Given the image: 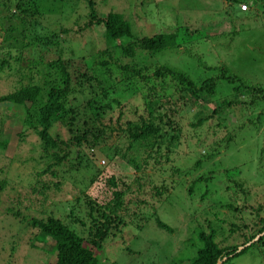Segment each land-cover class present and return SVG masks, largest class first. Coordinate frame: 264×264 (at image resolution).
<instances>
[{
  "label": "trees",
  "instance_id": "trees-1",
  "mask_svg": "<svg viewBox=\"0 0 264 264\" xmlns=\"http://www.w3.org/2000/svg\"><path fill=\"white\" fill-rule=\"evenodd\" d=\"M42 1L0 0V7L6 12L2 17L5 23L14 20L19 24L16 30L10 27L3 28L2 25L0 27L1 42L5 38L9 40L8 46L4 49L0 47V74L5 70L15 73L18 84L12 93L0 97V102L21 109L23 130H31L40 141L42 153L51 158V162L41 171L31 172L33 179L29 176L31 180L28 183H33L30 186L31 192L36 190L35 194L42 201L49 198L48 190L40 177L45 174H49L52 178L56 177L55 169L62 166L67 157L65 153L60 155L58 151L61 152V149L68 147L70 143L76 148L85 146L86 150L90 151L101 147L108 148L109 159L114 156L119 157L133 172V176L126 180L110 176L105 184L111 190V199L97 206L91 201L83 203L84 215L75 216L73 208H70L68 214L63 215V218H69L66 223L54 217L53 212H49L44 218H28L25 223L36 229L39 236L36 239L37 242L49 246L42 251L47 255L54 253L53 264H99L95 252L101 251L103 242L120 232V227L128 226L118 215L119 209L123 208L124 193L128 192L137 209L134 211V218H141L143 223L149 219V216L142 212V207H146L148 203L145 200L147 196L154 203H162L181 188L198 203L209 204L204 199L207 198L210 201L212 195L209 189L210 183L215 178L214 173L218 171L217 164L220 159L232 149L234 135L242 133L249 127L258 131L261 126H263L262 134H264V90L259 86L242 82L235 75L228 73L225 68H218V74L212 78L193 82L181 72L155 63L141 69L135 63L117 64L111 59L109 53L113 43H119L120 47L122 44L120 42L128 40L126 45L119 49L124 58L133 59L136 51L146 53L148 58H152L163 51H173L179 47L177 41L180 30L175 29L164 34L134 39L130 25L121 14L109 12L103 17H97L91 0H84L88 9V22L84 29L97 27L102 31L103 48L98 50L100 59L92 63L99 69L100 74H97L92 64H88L86 59H82L77 71L69 73L65 62L59 56L49 61L40 56L43 64L40 63L44 67L43 73L41 72V75L35 73L39 77L34 79L32 70L35 66L32 63L28 61L26 69L20 67L24 60L30 59L29 52L32 46L37 44L40 46V55L50 53L49 47L57 46L58 35L65 33V30H60L57 35L52 33L46 36L35 32L39 24L37 19L43 16L39 8ZM52 1L63 4L67 0ZM223 1L248 6H254L256 3V0ZM238 7L236 9L244 14L245 12L240 11ZM11 8L13 11L10 10ZM13 32L18 40L20 38L19 41L11 35ZM183 32L187 35V30H182V35ZM29 37L31 39L25 42V39ZM26 52H28L27 58L24 59L22 55ZM114 71L120 74L118 78L114 76ZM99 75L105 76L108 83L100 79ZM219 80L224 81L229 87L228 96L218 98L220 94L217 91V81ZM70 94L81 97L80 108L71 109L66 105ZM214 100L218 102L216 105L217 108L220 107L219 112L214 108L210 114L203 116L201 113V117L198 115L194 122L187 121L185 115L189 113V110L202 112V109H209ZM169 105L170 107L165 108ZM227 113L234 116L236 120L230 121ZM183 121L188 123L182 125ZM226 122L228 129L223 131ZM55 124L61 125L68 133L69 138L66 142L58 140L57 135L51 136L50 132ZM202 125L207 138L211 139L217 131L223 132L224 135L208 142L203 137L202 139L194 138L192 131H189L182 138L183 131L197 130ZM228 131L232 137L227 135ZM262 134L258 136V141L262 143L263 148L260 150L257 148L255 151L259 155L257 168H262L261 172L264 171V135ZM22 135L23 131H20L19 138ZM5 145V141L0 142V149H3ZM80 151L76 149L75 152L77 167L86 169L88 166L81 165L84 160L80 162L82 158ZM189 151L191 165L185 166L184 160ZM233 152L238 153L236 149ZM92 156L93 154L90 155ZM182 163L185 164L182 165ZM222 169L225 170L226 178L222 193L226 198L222 196L223 199L213 205L218 206L225 201V206L222 207L236 211L231 200L233 197L229 199V196L238 197L239 193H233L234 190L239 192L244 190V184L235 181L234 178L240 170H231L227 167ZM230 175L232 176L229 177ZM92 176L87 181V188L93 182L96 183L98 173L95 172ZM230 184L233 188L228 192L229 186L226 185ZM59 185V182H55L53 188L59 189ZM195 187L204 190L196 195ZM10 190L14 191V187H10ZM127 203H125V209ZM209 208L212 210V207ZM125 209L122 210L125 211ZM211 210L210 214L203 213L202 223L193 219L200 224L198 227L203 228L198 231L193 228L194 230L191 231V238L193 236L192 240L196 241L194 243L197 246H189L190 249L185 256L171 257L167 264H233L236 258L246 253L255 254L257 245L264 244V220L260 219L262 226L257 233L250 232L239 245L223 247L215 240L216 232L208 219L216 216ZM84 218L89 220L88 225ZM130 221L132 224V220ZM154 223L156 228L167 233L172 232L156 217ZM228 226L233 227L230 224ZM138 230H141V226ZM81 231L85 236L80 234ZM257 235H259L258 239L251 242ZM190 241L191 239L186 240L184 247H187ZM46 249L49 251H45Z\"/></svg>",
  "mask_w": 264,
  "mask_h": 264
},
{
  "label": "rangeland",
  "instance_id": "rangeland-1",
  "mask_svg": "<svg viewBox=\"0 0 264 264\" xmlns=\"http://www.w3.org/2000/svg\"><path fill=\"white\" fill-rule=\"evenodd\" d=\"M91 1L97 17H103L109 12L121 14L130 25L132 36L137 40L175 31V29L180 30L177 41L179 47L173 51H163L152 58H148L146 53L140 51L135 52L133 59L124 58L119 49L125 46L128 40L120 42L122 43L120 47L119 43H113L109 48V53L111 59L117 64L132 65L135 63L141 69L155 63L181 72L193 82L212 78L218 74V68H225L228 73L235 75L242 82L259 86L264 90V0H256L254 6L244 4L246 7L244 14L236 9L241 4L234 5L232 2L229 4L223 0ZM39 8L43 16L37 19L39 24L35 32L38 35L47 36L52 33L57 35L60 30H65V33L58 35V45L50 46L48 49L50 53L40 55V46L37 43V46H32L29 52L30 59L24 60L20 67L26 69L28 61L32 63L35 66L32 70L34 79L43 73L41 58L49 61L59 56L65 62L69 73L77 71L82 59L88 60V64L100 59L98 50L103 48L102 31L97 27L84 29L88 22V9L84 0H67L63 4L43 0ZM10 10L13 11V8ZM5 13L0 7V27L2 25L3 28L10 27L16 30L18 22L9 20L6 24L2 19ZM184 29L187 30V35H184V32L183 35L181 34ZM11 35L16 38L15 32ZM1 39L0 47L4 49L9 45V40L5 38L1 42ZM30 39V37L26 38L25 42ZM27 54L28 52L24 53L22 57L26 59ZM92 66L97 74H100L99 69L93 64ZM35 73L39 75L36 76ZM119 75L114 71L115 77L118 78ZM101 76L99 75L100 79L108 83V79ZM17 87L15 73L5 70L0 74V97L12 93ZM217 91L220 94L218 98L228 96L230 92L229 87L222 80L217 81ZM80 103L81 97L77 94H70L67 97L66 105L71 109L80 108ZM216 104L218 102L214 100L210 108L202 109V112L189 110V113L185 115L187 121L194 122L198 115L201 117V113L203 116L210 114L214 108L219 112L220 107L217 108ZM167 107L170 105L165 106ZM227 115L230 121L236 120L234 116L228 113ZM22 118L23 113L19 107L0 102V142H6L4 148L0 149V264H53L54 253L47 255L42 251L48 245L36 241L39 238L37 231L26 225V220L44 218L49 212H53L54 217L66 223L69 218H63V215H67L70 208H73L75 216L84 215L83 203L91 201L97 206L111 199V190L105 184L110 176L126 180L131 179L133 172L123 164L119 157L114 156L109 159L106 147L90 151L86 150L85 146L76 148L70 143L68 147L61 149V152L58 151L60 155L65 153L67 157L62 166L52 169L57 170L56 177L52 178L49 174L40 177L48 190L49 197L42 201L35 194L37 192L35 189L31 192L30 186L33 183H28L31 180L30 177L33 179L31 172L41 171L51 162V158L42 153L40 141L33 132L23 130ZM187 123L183 121L181 124L186 125ZM225 129H228L227 122L223 131ZM20 131H23V135L19 138ZM189 131H192L194 138L202 139L203 137L208 142L224 135L223 132L217 131L211 139L207 138L202 125L197 130L183 131L182 138ZM262 131L263 126L258 131L249 127L242 133L234 135L232 149L220 159L217 164L218 171L214 173L215 178L210 183L211 188L209 189L212 192L210 201L207 198L204 199L209 204L198 203L185 194L181 188L162 203H154L147 196L144 199L148 203L146 207H142V212L149 216V219L147 218L148 220L143 223L141 218H134V211L137 209L128 192L124 193L122 209H125V203H128L125 211L119 209L118 215L128 226L120 227V232L114 237L107 238L103 242L102 250L95 252L99 264H161L162 261V264H167L166 262L171 257L185 256L190 249L189 246H197L194 243L196 241L192 240L193 236L191 238V231L194 230L193 228L195 231L203 229L198 226L202 223L203 213H209L211 210L209 207H212L211 212L216 214L208 218L216 232L215 240L223 247L239 245L250 232L257 233L262 226L259 220H264V171L261 172L262 168H257L259 155L255 153L257 148L259 150L263 148L262 143L258 141V136L262 134ZM50 133L52 137L57 135V139L63 142L69 138L68 133L59 124H55ZM227 135L232 137L230 131ZM76 149L81 150L80 162L84 160L81 165H86L88 168L77 167ZM234 149L238 151L237 154H234ZM197 150L196 145L195 151ZM189 153L190 151L187 152L184 160L185 166L191 161ZM91 154H93L92 157H90ZM225 167L240 170L234 178L235 181L244 184L243 192L240 191V193L239 190L233 192L239 193L238 197L229 196V199L233 197L231 200H233L232 204L237 209L236 211L222 207L225 201L219 203L218 206L213 205L221 201L222 196L226 198L222 193L226 180L225 170L222 168ZM74 168L79 170L75 171ZM95 172L98 173L96 183L93 182L87 188V181L93 177ZM55 182L60 183L59 189L53 188ZM12 186L14 191L10 190ZM226 186H229L228 192L233 188L232 184ZM202 190L204 189L195 187L196 195H199ZM151 214L153 215L150 216ZM155 217L167 225L172 232L167 233L156 228ZM221 221L222 223L219 224L218 222ZM85 222L88 225L89 220L85 219ZM229 224L233 227L229 228ZM139 226H141L140 231ZM80 234L85 236L82 231ZM190 239L188 246L184 247L185 241ZM255 251V254L246 253L236 258L233 264H264V244H258Z\"/></svg>",
  "mask_w": 264,
  "mask_h": 264
},
{
  "label": "built area",
  "instance_id": "built-area-1",
  "mask_svg": "<svg viewBox=\"0 0 264 264\" xmlns=\"http://www.w3.org/2000/svg\"><path fill=\"white\" fill-rule=\"evenodd\" d=\"M239 10H240V11H245V10H246V7H245V5H243V4H242V5H240V6H239Z\"/></svg>",
  "mask_w": 264,
  "mask_h": 264
},
{
  "label": "water",
  "instance_id": "water-1",
  "mask_svg": "<svg viewBox=\"0 0 264 264\" xmlns=\"http://www.w3.org/2000/svg\"><path fill=\"white\" fill-rule=\"evenodd\" d=\"M258 237H259V235H257L253 240H251V242H253V241H255V240H257L258 239ZM217 264H219V263H217Z\"/></svg>",
  "mask_w": 264,
  "mask_h": 264
}]
</instances>
